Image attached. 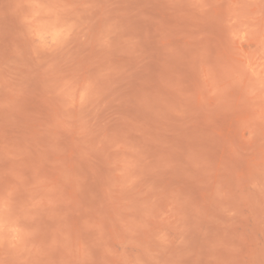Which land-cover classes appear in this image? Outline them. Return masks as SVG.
I'll list each match as a JSON object with an SVG mask.
<instances>
[{"label":"rangeland","instance_id":"1","mask_svg":"<svg viewBox=\"0 0 264 264\" xmlns=\"http://www.w3.org/2000/svg\"><path fill=\"white\" fill-rule=\"evenodd\" d=\"M0 264H264V0H0Z\"/></svg>","mask_w":264,"mask_h":264}]
</instances>
